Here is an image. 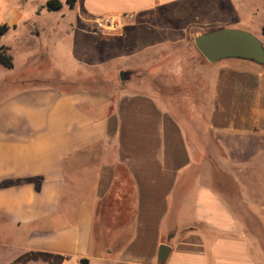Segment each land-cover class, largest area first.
Returning <instances> with one entry per match:
<instances>
[{
    "label": "crops",
    "instance_id": "crops-1",
    "mask_svg": "<svg viewBox=\"0 0 264 264\" xmlns=\"http://www.w3.org/2000/svg\"><path fill=\"white\" fill-rule=\"evenodd\" d=\"M48 1L0 0V26H9L0 48L13 53L19 45L26 60L44 58L59 43L92 42L101 32L114 43L131 38L141 71L155 53L172 51L174 19L157 13L220 9L226 1L247 33L264 21V0H76L73 7L60 0L59 11ZM104 20L119 24L96 28ZM207 64L189 97L150 89L113 100L66 84H16L0 100V264L31 251L64 256L63 264H264L263 228L260 238L248 236L238 220L247 209L263 216L264 199L257 205L242 188L244 200L233 201L215 186L205 162L212 154L226 170L220 160L229 158L209 154L191 125L264 136V70L239 58ZM258 165L229 163L239 186L254 183ZM162 246L170 249L165 262Z\"/></svg>",
    "mask_w": 264,
    "mask_h": 264
},
{
    "label": "rangeland",
    "instance_id": "rangeland-1",
    "mask_svg": "<svg viewBox=\"0 0 264 264\" xmlns=\"http://www.w3.org/2000/svg\"><path fill=\"white\" fill-rule=\"evenodd\" d=\"M154 16L174 19L173 25L170 26L174 42L171 53H155V57L150 60L146 59L148 65L151 63L150 67L141 71L135 69L131 38L127 43H123L124 40L114 43L106 41L107 36L101 32L94 35L92 42L87 38L85 42L77 40L75 43H59L56 50L44 53L42 55L44 58L37 56L26 60L21 53V46L17 45V49L14 47V51L11 53L15 61V68L10 70L0 66V100L12 93L11 89L18 83L28 87L66 84L67 90L85 89L94 93H104L110 95L113 100H116L119 94L125 90L147 92L150 89L164 96L189 97L197 93L196 89L200 87L202 81L203 67L208 65L195 46V38L218 29L244 32L248 30V26L240 22L238 24L232 19V5L226 1L222 2L220 9H169ZM263 23L264 21L258 20L254 28L251 29V34L262 44H264V35L261 32ZM109 32L110 30H106V33ZM45 44L48 49L52 48V43H42V45ZM221 63L223 61L217 65ZM59 65L60 67H58ZM260 67L264 70V65H260ZM158 69L161 72H157ZM121 72L130 73L127 81H121ZM191 125L198 137L205 142L209 154L211 150L218 158L219 156L229 158L228 163H225L223 158L220 160L222 165L227 168L226 170L223 167L219 168L212 154L209 155L208 160L206 159L205 167L207 169L205 170L208 174L212 173L215 186H218L225 196L233 201L244 200L243 190L247 189V192L251 193L259 205L264 199V194L260 193L264 189V186L260 185V179L264 175L262 168L264 136L229 137L226 134H215L208 130L204 123H191ZM228 151H230V155ZM248 158L257 165L259 164V167L252 170L254 183L239 186L234 176L235 170L229 166V163L249 161ZM109 204L107 202L106 205ZM126 207H130V203L126 204ZM256 213L255 210H242L243 215L238 220L244 233L260 238L262 228L264 230V212L261 213L263 216H260L259 212L258 215ZM130 219V216L126 217L125 222H130Z\"/></svg>",
    "mask_w": 264,
    "mask_h": 264
},
{
    "label": "water",
    "instance_id": "water-1",
    "mask_svg": "<svg viewBox=\"0 0 264 264\" xmlns=\"http://www.w3.org/2000/svg\"><path fill=\"white\" fill-rule=\"evenodd\" d=\"M195 46L209 63L226 58H239L264 65V48L252 34L241 30L218 29L195 38ZM130 73L121 72L122 82L127 81ZM169 247L160 248L159 260L165 262Z\"/></svg>",
    "mask_w": 264,
    "mask_h": 264
},
{
    "label": "trees",
    "instance_id": "trees-1",
    "mask_svg": "<svg viewBox=\"0 0 264 264\" xmlns=\"http://www.w3.org/2000/svg\"><path fill=\"white\" fill-rule=\"evenodd\" d=\"M76 0H67V4L74 6ZM64 3L60 0H49L47 8L49 11H59L63 8ZM9 31L8 25L0 26V39ZM0 66L6 69H14V58L9 52V48H0ZM66 257L46 252H26L10 264H63ZM80 264H89L88 260H82Z\"/></svg>",
    "mask_w": 264,
    "mask_h": 264
},
{
    "label": "built area",
    "instance_id": "built-area-1",
    "mask_svg": "<svg viewBox=\"0 0 264 264\" xmlns=\"http://www.w3.org/2000/svg\"><path fill=\"white\" fill-rule=\"evenodd\" d=\"M118 24H119L118 21L104 20V21H101V22L97 23V28L100 29V30L115 29Z\"/></svg>",
    "mask_w": 264,
    "mask_h": 264
}]
</instances>
